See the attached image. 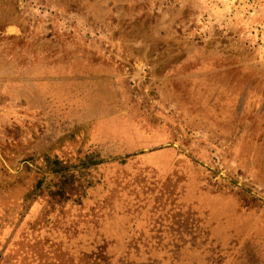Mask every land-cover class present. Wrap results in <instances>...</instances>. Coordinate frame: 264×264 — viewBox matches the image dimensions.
<instances>
[{
  "label": "rangeland",
  "instance_id": "374dc122",
  "mask_svg": "<svg viewBox=\"0 0 264 264\" xmlns=\"http://www.w3.org/2000/svg\"><path fill=\"white\" fill-rule=\"evenodd\" d=\"M0 264H264V0H0Z\"/></svg>",
  "mask_w": 264,
  "mask_h": 264
},
{
  "label": "crops",
  "instance_id": "0c3cea01",
  "mask_svg": "<svg viewBox=\"0 0 264 264\" xmlns=\"http://www.w3.org/2000/svg\"><path fill=\"white\" fill-rule=\"evenodd\" d=\"M11 29H16V28H18L17 27V25H15V26H12V27H10ZM39 64V63H38ZM31 65H32V67H31V69H33L35 72L33 73V75H35V76H32L31 77V79L32 80H34V81H40V80H42L43 79V76L42 75H39L40 74V72L38 71V70H36V66H37V63H36V61H34V62H32L31 63ZM28 72V71H27ZM26 72V73H27ZM37 73V74H36ZM31 79H29V80H31ZM28 80V79H27ZM21 81L23 82V81H25V78H23V77H21ZM42 94H44V92H42Z\"/></svg>",
  "mask_w": 264,
  "mask_h": 264
}]
</instances>
